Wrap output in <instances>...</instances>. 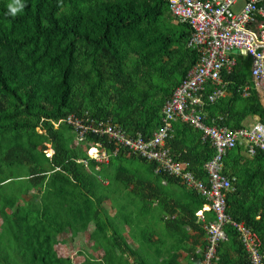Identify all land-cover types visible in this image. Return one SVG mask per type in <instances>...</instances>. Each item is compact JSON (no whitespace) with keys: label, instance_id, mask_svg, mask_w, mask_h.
Masks as SVG:
<instances>
[{"label":"trees","instance_id":"trees-1","mask_svg":"<svg viewBox=\"0 0 264 264\" xmlns=\"http://www.w3.org/2000/svg\"><path fill=\"white\" fill-rule=\"evenodd\" d=\"M15 2L0 0V264H125L115 252L127 245L116 217L141 199L163 205L157 197L162 190L155 186L181 179L157 174L155 163L123 151L100 169L94 160L85 165L78 160L89 159L85 148L98 136L79 141L65 119L86 113L110 117L130 134L152 137L166 101L198 61L197 51L188 46L191 28L173 23L167 0H21L24 7L12 15L9 5ZM252 66L251 55H237L233 70L222 74L228 97L208 103L209 118L222 116L231 128L243 127L248 116L264 122ZM246 85L248 96L243 95ZM167 145L208 183L204 165L216 149L201 131L177 122ZM50 147L51 157L45 152ZM127 156L131 160L124 164ZM224 164V174L234 179L227 212L259 235L264 255V152L249 157L238 146L227 152ZM121 185L150 193L113 197ZM189 192L194 207L184 205L183 214L167 222L169 228L176 224L180 241L185 225L205 234L196 224V210L207 201ZM108 201L119 205L116 217L109 215ZM206 215L215 219L212 211ZM92 222L91 238L104 247L103 258L77 263L61 254L60 235L76 236ZM225 230L217 264H249L237 229L228 224ZM141 245L133 264H147Z\"/></svg>","mask_w":264,"mask_h":264},{"label":"built area","instance_id":"built-area-1","mask_svg":"<svg viewBox=\"0 0 264 264\" xmlns=\"http://www.w3.org/2000/svg\"><path fill=\"white\" fill-rule=\"evenodd\" d=\"M167 1L175 21L191 28L188 46L197 51V63L166 101L161 126L150 138H145L141 132L128 133L110 117L93 118L89 113L69 115L65 122L74 128L79 141H86L91 134L98 136L85 148L89 159L78 161L89 165V161L94 160L96 168L100 169L123 151L128 156L136 155L155 163L157 174L180 178L189 190L207 201L197 212L206 238L199 264H217L220 244L227 239L225 227L228 224L237 229L249 264H263L259 235L227 212V195L233 189L234 179L224 174V157L238 146H243L249 157L258 151L264 152V122L258 120L248 126L231 128L222 123V116L209 118L206 106L226 96L227 83L222 74L233 70L239 54L252 56L251 75L256 87L264 83V0ZM209 86L213 87L212 91H208ZM250 90L246 85L243 95L248 96ZM177 122L191 124L216 149L204 165L208 183L198 178L186 162L177 160L168 147V139L173 136ZM45 152L50 157L54 154L51 147ZM205 211H212L215 219L209 220Z\"/></svg>","mask_w":264,"mask_h":264},{"label":"crops","instance_id":"crops-1","mask_svg":"<svg viewBox=\"0 0 264 264\" xmlns=\"http://www.w3.org/2000/svg\"><path fill=\"white\" fill-rule=\"evenodd\" d=\"M257 88V87H256ZM262 102L264 103V88L260 86L257 88ZM228 97V92L226 94ZM260 120V117L248 116L243 122V126H248L256 121ZM128 160L122 161L127 163L131 160L127 156ZM155 178V176L153 177ZM109 181L107 180L106 183ZM182 180L180 182L168 183L166 179L162 180L160 186H155L162 191L158 194L161 200L164 201L163 205H159L158 199L152 203L146 204L144 201H139L135 207L126 205L122 208V212L118 217L117 213L120 208L117 203L112 202V206L108 208V213L111 217H116V225L120 228V231L124 237L127 245L123 244L122 248L116 247L115 252L117 257H123L125 264L131 262L135 263V251H140L141 243L144 242L143 246L144 256L146 257L147 264H199L200 255L204 252L205 247V234L200 233L196 227L190 225L183 226L184 229V240L180 241V234L177 232L179 229L176 224L172 225L170 228L167 226V222L170 220H177L179 216L183 214L182 207L184 205H191L194 207V203L191 202L189 189L184 188L182 185ZM133 185L129 187H124L121 185L117 192L113 193V197L126 198L128 195H139L142 198L145 194L149 195V190H144L138 193L132 192ZM188 189V190H187ZM122 203V202H120ZM124 204V202H123ZM199 208L196 210V224H200L197 212L201 210ZM209 211H205V214ZM207 216V215H206ZM93 224V226H91ZM195 224V225H196ZM92 227V229H91ZM90 231L91 234L95 231V224L92 222L86 231ZM181 230V229H180ZM78 236V235H77ZM83 237V236H82ZM81 237V239H82ZM91 254L85 253L83 255V261L86 257H93L101 260L105 254L104 247L97 245L96 240H90ZM130 247V248H128ZM82 261V262H83ZM81 263V262H80Z\"/></svg>","mask_w":264,"mask_h":264},{"label":"rangeland","instance_id":"rangeland-1","mask_svg":"<svg viewBox=\"0 0 264 264\" xmlns=\"http://www.w3.org/2000/svg\"><path fill=\"white\" fill-rule=\"evenodd\" d=\"M173 23L177 24V22L175 21V19H173ZM125 164V163H124ZM135 165L139 166L142 170H145V166H140L141 163L140 162H135ZM134 165V166H135ZM132 168H138V167H132ZM193 191V190H191ZM31 195H26L24 196L25 199H29ZM22 202V201H21ZM106 205L108 206V208H110L113 204L112 202L110 203L109 201L106 202ZM1 225H2V218L0 216V229H1ZM93 226V224L91 225ZM92 229V227H91ZM85 231L82 233H79L78 236H73L69 231L62 233L60 235V240L61 243L57 246L58 250L61 252V254L63 255H70L73 257V259L77 262L80 263L83 261V255L85 253L87 254H91V245H90V240H91V236H90V231ZM83 236V237H82ZM82 237V239H81Z\"/></svg>","mask_w":264,"mask_h":264},{"label":"clouds","instance_id":"clouds-1","mask_svg":"<svg viewBox=\"0 0 264 264\" xmlns=\"http://www.w3.org/2000/svg\"><path fill=\"white\" fill-rule=\"evenodd\" d=\"M24 7L23 3H21V0H16L14 4L9 5V10L12 15H15L18 11L22 10Z\"/></svg>","mask_w":264,"mask_h":264},{"label":"water","instance_id":"water-1","mask_svg":"<svg viewBox=\"0 0 264 264\" xmlns=\"http://www.w3.org/2000/svg\"><path fill=\"white\" fill-rule=\"evenodd\" d=\"M262 89L264 88V83L261 85Z\"/></svg>","mask_w":264,"mask_h":264}]
</instances>
